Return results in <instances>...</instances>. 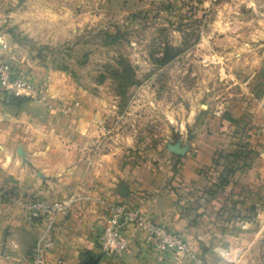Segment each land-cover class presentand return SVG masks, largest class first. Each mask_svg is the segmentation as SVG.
I'll return each mask as SVG.
<instances>
[{
	"label": "rangeland",
	"instance_id": "1",
	"mask_svg": "<svg viewBox=\"0 0 264 264\" xmlns=\"http://www.w3.org/2000/svg\"><path fill=\"white\" fill-rule=\"evenodd\" d=\"M2 11L10 63L59 78L58 102L77 104L57 118L86 109L111 173L167 168L176 199L204 216L212 264L264 262V0H7ZM121 63L132 79L116 86Z\"/></svg>",
	"mask_w": 264,
	"mask_h": 264
},
{
	"label": "crops",
	"instance_id": "2",
	"mask_svg": "<svg viewBox=\"0 0 264 264\" xmlns=\"http://www.w3.org/2000/svg\"><path fill=\"white\" fill-rule=\"evenodd\" d=\"M5 6L7 0H0V14ZM0 40L6 43L2 34ZM0 54L9 59L8 47H0ZM28 75L36 86L44 87V95L52 100L58 101L68 94L69 90L60 85L59 78L51 75L37 80ZM6 95L0 88V252L10 255L9 251H13L8 260L0 259V264H28L25 258L27 249L32 251L42 228L41 222L30 223L25 218L17 204L18 198L42 196L51 199L72 190L79 198L66 213L54 218L50 231L51 246L47 251L49 257L60 258L64 264L194 263L180 252H159L146 245L130 226L125 228L128 248L122 256L119 259L103 256L97 235L106 213L101 200L108 196L111 200H122L140 208L147 216L176 231L188 241L194 252L212 264L208 258L214 248L207 249L204 245L200 248L198 245L207 234L204 216L193 218L190 209L176 199L179 196L172 187L173 181L169 184L166 179L171 177V171L144 163L115 168L111 173L107 161L110 152H93L90 147L92 125L90 121L84 123L86 109L75 110L70 119L57 118L69 113L53 110L46 102L31 97L20 104H9ZM59 125L70 128V131L56 132L54 128ZM17 147H20L22 156L16 152ZM37 170L42 177L36 174ZM182 174L184 183L189 184L194 178L191 173L182 171ZM123 186L125 193H122ZM79 189L85 190L86 195L83 196ZM91 195L102 198L99 201ZM247 233L242 232L245 236ZM260 236L263 237V233ZM254 260L247 264H253ZM260 264L264 262L261 260Z\"/></svg>",
	"mask_w": 264,
	"mask_h": 264
},
{
	"label": "built area",
	"instance_id": "3",
	"mask_svg": "<svg viewBox=\"0 0 264 264\" xmlns=\"http://www.w3.org/2000/svg\"><path fill=\"white\" fill-rule=\"evenodd\" d=\"M209 2L215 0H207ZM7 44L0 40V47ZM0 88L13 95H26L47 105L61 113L74 110L77 101L60 103L44 95V87L34 84L32 78L26 73L16 70L10 61L0 54ZM264 156V149L262 151ZM78 197L72 190L69 194L56 198L42 196L20 197L17 204L24 216L31 222H41L42 228L35 239L31 251V264H64L62 259L47 255L51 246L50 231L54 218L64 214ZM101 203L106 210L103 224L97 235L99 250L107 258L119 259L128 248V237L125 228H133L141 241L159 252L176 251L190 257L195 264H203L202 258L193 251L188 241L176 231L147 216L140 208L132 206L122 200L102 199ZM8 257L0 252V259Z\"/></svg>",
	"mask_w": 264,
	"mask_h": 264
},
{
	"label": "trees",
	"instance_id": "4",
	"mask_svg": "<svg viewBox=\"0 0 264 264\" xmlns=\"http://www.w3.org/2000/svg\"><path fill=\"white\" fill-rule=\"evenodd\" d=\"M128 65H122L121 63V67L120 68H113L110 74V77H112L115 82H116V86H123V84H125L127 81H131L132 77H129V75H125V67ZM62 69L65 67H61ZM128 69V68H127ZM30 97L26 96V95H13V94H7L6 95V102L9 104H20L22 102H25L27 100H29ZM224 118L228 121H234V119L228 114L225 113L224 114ZM175 156H178V154H176ZM221 180V179H220ZM224 177L222 178V182L224 181Z\"/></svg>",
	"mask_w": 264,
	"mask_h": 264
},
{
	"label": "water",
	"instance_id": "5",
	"mask_svg": "<svg viewBox=\"0 0 264 264\" xmlns=\"http://www.w3.org/2000/svg\"><path fill=\"white\" fill-rule=\"evenodd\" d=\"M7 94H9V93H7ZM172 151H174L175 153H180V150H172ZM16 152L22 156V151L20 150V147H17ZM36 174H37L39 177H42V174L40 173L39 170L36 171ZM122 193H125V188H124V186L122 187ZM94 261H96V258L94 259Z\"/></svg>",
	"mask_w": 264,
	"mask_h": 264
}]
</instances>
